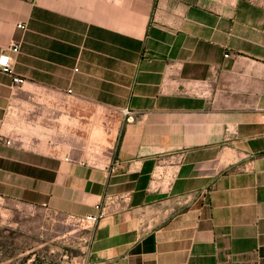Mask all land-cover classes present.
<instances>
[{
	"label": "crops",
	"instance_id": "obj_1",
	"mask_svg": "<svg viewBox=\"0 0 264 264\" xmlns=\"http://www.w3.org/2000/svg\"><path fill=\"white\" fill-rule=\"evenodd\" d=\"M14 44L0 200L122 196L82 227L95 262L264 264V0H0Z\"/></svg>",
	"mask_w": 264,
	"mask_h": 264
},
{
	"label": "rangeland",
	"instance_id": "obj_2",
	"mask_svg": "<svg viewBox=\"0 0 264 264\" xmlns=\"http://www.w3.org/2000/svg\"><path fill=\"white\" fill-rule=\"evenodd\" d=\"M86 238L65 216L0 200V264H82Z\"/></svg>",
	"mask_w": 264,
	"mask_h": 264
},
{
	"label": "built area",
	"instance_id": "obj_3",
	"mask_svg": "<svg viewBox=\"0 0 264 264\" xmlns=\"http://www.w3.org/2000/svg\"><path fill=\"white\" fill-rule=\"evenodd\" d=\"M20 27L24 28L23 26ZM19 49H20V45L14 44L8 49V51H6L0 56V70H2L5 73H9L13 75V67H12L13 57L11 54L18 53ZM13 81L16 85H19L24 82V79L13 75ZM131 120H134V117L132 115H129L128 121ZM117 168H119V166ZM121 198L122 196H107L96 207L97 211L95 214L88 215L86 217L71 216V221L82 227L84 226L88 228H94L97 225V223L107 215L109 206ZM93 240L94 237L92 235L87 236V238L85 239V249H84L82 264H108L106 261L95 262L92 259L91 255L93 249L92 246L94 242Z\"/></svg>",
	"mask_w": 264,
	"mask_h": 264
}]
</instances>
